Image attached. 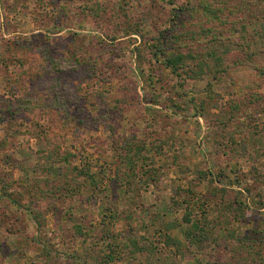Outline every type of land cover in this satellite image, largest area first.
<instances>
[{
    "label": "rangeland",
    "instance_id": "obj_1",
    "mask_svg": "<svg viewBox=\"0 0 264 264\" xmlns=\"http://www.w3.org/2000/svg\"><path fill=\"white\" fill-rule=\"evenodd\" d=\"M0 264H264V0H0Z\"/></svg>",
    "mask_w": 264,
    "mask_h": 264
},
{
    "label": "trees",
    "instance_id": "obj_2",
    "mask_svg": "<svg viewBox=\"0 0 264 264\" xmlns=\"http://www.w3.org/2000/svg\"><path fill=\"white\" fill-rule=\"evenodd\" d=\"M178 59L179 58H169V59H166L165 60V65L167 67L171 68L174 72H177V70L179 68V60Z\"/></svg>",
    "mask_w": 264,
    "mask_h": 264
}]
</instances>
